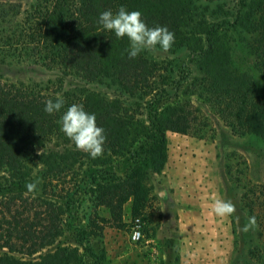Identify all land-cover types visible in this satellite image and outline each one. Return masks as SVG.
<instances>
[{
  "label": "trees",
  "instance_id": "obj_1",
  "mask_svg": "<svg viewBox=\"0 0 264 264\" xmlns=\"http://www.w3.org/2000/svg\"><path fill=\"white\" fill-rule=\"evenodd\" d=\"M194 1L40 0L23 15L17 12L20 6L0 3V62L32 60L86 82H110L130 97H149L146 124L120 100L93 92L64 97V108L49 115L45 101L55 100V95L0 81V264H86V259L88 264H104L103 251L56 244L66 209L53 199L55 189L63 191L60 184L77 175L85 163L105 166L143 140L145 165L135 164L124 178L114 177L91 190L96 205L109 211V219L98 221L120 227L124 204L131 202L137 218L149 195L151 175L160 174L166 165V133L187 135L198 120L196 110L178 101L156 106L158 92L166 96L168 88L181 84L171 86L163 63L141 54L129 59L128 40L116 38L98 23L105 10L115 12L124 6L140 11L149 27H167L175 35L173 46L186 48L196 59L197 84L214 98L231 132L264 141V95L256 92L250 75L234 65L229 42L217 34L218 27L197 18ZM246 1L234 11L232 28L250 35L245 45L264 77V8ZM73 103L94 113L97 125L105 130L104 153L96 159L77 150L61 131L60 116ZM36 177L42 183L35 194L29 193L26 184ZM60 195L56 197L61 199ZM243 199L264 231V188L250 187ZM259 253L256 259L264 264V251Z\"/></svg>",
  "mask_w": 264,
  "mask_h": 264
},
{
  "label": "rangeland",
  "instance_id": "obj_2",
  "mask_svg": "<svg viewBox=\"0 0 264 264\" xmlns=\"http://www.w3.org/2000/svg\"><path fill=\"white\" fill-rule=\"evenodd\" d=\"M39 1L0 3L20 6L17 12L23 15ZM246 2L264 8V0ZM240 3L241 0H196L193 10L197 18L218 27L217 34L229 42L234 65L250 75L256 92L264 95V77L256 70L255 58L245 45L250 35L232 28V15ZM141 55L165 65L172 87L181 84L174 90L168 88L166 96L158 92L156 106L178 101L196 110L198 120L187 135L166 133V165L160 174L151 175L149 195L137 218L132 215L131 202L124 204L120 227L98 221L109 219V211L96 205L91 190L113 182L114 177L124 178L135 164L145 165L143 140L129 154L113 158L105 166L85 163L77 175L67 176L58 187L63 191L54 188L53 199L66 209L64 230L56 244L103 251L104 264H259L256 258L264 251V231L258 222V227L247 233L241 228L251 217L243 195L252 186L264 188V141L253 134L239 136L231 132L214 98L202 93L197 84L200 73L196 59L186 48L172 46L167 53ZM0 81L63 98L93 92L107 100L118 99L136 119L147 123L145 102L149 97H130L110 82H86L32 60L0 62ZM54 144L53 141L50 146ZM59 194L61 199L56 197ZM216 197L231 200L236 212L231 217L215 216L210 204ZM135 220L142 236L137 243L129 237Z\"/></svg>",
  "mask_w": 264,
  "mask_h": 264
},
{
  "label": "clouds",
  "instance_id": "obj_3",
  "mask_svg": "<svg viewBox=\"0 0 264 264\" xmlns=\"http://www.w3.org/2000/svg\"><path fill=\"white\" fill-rule=\"evenodd\" d=\"M98 23L104 30L113 32L116 38H127L128 47L125 49L129 59L137 58L141 53L156 54L158 51L167 53L172 48L175 35L165 26L149 27L142 19L140 11H129L124 6L115 12L103 11ZM65 101L61 95L55 100L45 101L44 111L51 115L64 108ZM61 131L72 142L75 148L96 159L103 155L106 142L105 130L99 127L94 113L85 110L82 104L73 103L60 116ZM42 183L39 177L26 184L29 193L35 194L38 185ZM211 212L218 217H231L236 212V206L231 200L216 197L210 204ZM239 217H237V220ZM258 227L256 217H248V222L241 228L244 233Z\"/></svg>",
  "mask_w": 264,
  "mask_h": 264
},
{
  "label": "built area",
  "instance_id": "obj_4",
  "mask_svg": "<svg viewBox=\"0 0 264 264\" xmlns=\"http://www.w3.org/2000/svg\"><path fill=\"white\" fill-rule=\"evenodd\" d=\"M130 240L133 243H137L140 241L141 239V232L139 229V224H138V220H135V224L133 225L131 232H130Z\"/></svg>",
  "mask_w": 264,
  "mask_h": 264
}]
</instances>
